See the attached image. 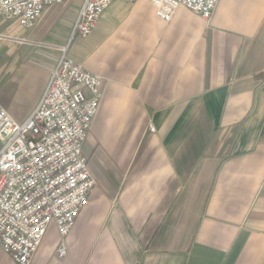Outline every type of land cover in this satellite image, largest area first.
<instances>
[{"label": "crops", "instance_id": "crops-1", "mask_svg": "<svg viewBox=\"0 0 264 264\" xmlns=\"http://www.w3.org/2000/svg\"><path fill=\"white\" fill-rule=\"evenodd\" d=\"M83 2L46 7L30 30L0 15V107L14 121L62 49L101 80L83 144L96 187L66 257L51 224L32 264H264V0H219L208 21L179 7L169 22L112 0L71 39ZM0 264H14L1 248Z\"/></svg>", "mask_w": 264, "mask_h": 264}, {"label": "built area", "instance_id": "built-area-1", "mask_svg": "<svg viewBox=\"0 0 264 264\" xmlns=\"http://www.w3.org/2000/svg\"><path fill=\"white\" fill-rule=\"evenodd\" d=\"M64 0H0V15L32 29L46 7ZM112 0H84L71 39L87 38ZM147 2L169 22L179 7L210 20L219 0H122ZM102 98L101 80L69 59L64 49L34 110L22 123L0 107V248L14 264H32L49 225L56 254L96 187L83 144ZM148 132L154 127L148 125Z\"/></svg>", "mask_w": 264, "mask_h": 264}]
</instances>
